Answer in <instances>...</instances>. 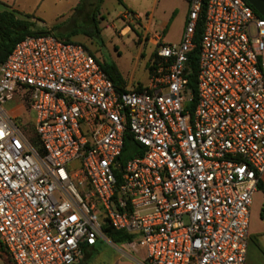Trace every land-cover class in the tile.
I'll return each instance as SVG.
<instances>
[{"label": "built area", "instance_id": "obj_1", "mask_svg": "<svg viewBox=\"0 0 264 264\" xmlns=\"http://www.w3.org/2000/svg\"><path fill=\"white\" fill-rule=\"evenodd\" d=\"M187 4L180 41L155 38L161 61L141 91L116 89L83 45L48 35L26 36L0 64L11 264H77L97 241L144 264H245L264 175V18L246 0ZM14 98L31 122L5 112ZM127 134L139 152L121 162ZM105 226L131 240L113 243Z\"/></svg>", "mask_w": 264, "mask_h": 264}, {"label": "rangeland", "instance_id": "obj_2", "mask_svg": "<svg viewBox=\"0 0 264 264\" xmlns=\"http://www.w3.org/2000/svg\"><path fill=\"white\" fill-rule=\"evenodd\" d=\"M4 5L14 8L13 15L23 21L24 26L31 34H43L57 39L68 38V42H84L83 45L94 57L107 64H114L121 76L134 86L145 85L149 78L147 66L151 63V55L155 50L144 44L145 36L139 22L133 16H138L143 22L147 19V13L154 15V23H159L162 18L169 20L170 25L164 33L166 42L177 44L185 23L184 0H103L97 12L89 14L80 12L67 4V0H1ZM88 1V0H85ZM130 9L129 16H117L120 11ZM96 10V9H95ZM172 15L164 17L167 11ZM103 15L104 18L99 17ZM121 28L126 29V36H120ZM98 29V33L95 32ZM24 32V29L16 31L14 35ZM141 55H143L141 57ZM5 112L18 122L32 121L33 115L26 112L22 102L14 98L4 106ZM29 131V132H28ZM27 133L33 136L31 130ZM259 205L258 194L253 198L252 217L255 216L256 206ZM249 244V252L252 257L258 258L261 254L257 248ZM105 249L103 257H109V245L100 242L97 245ZM111 248V247H110ZM107 249V250H106ZM107 253V254H106ZM102 256L92 255L87 264H104Z\"/></svg>", "mask_w": 264, "mask_h": 264}, {"label": "crops", "instance_id": "obj_3", "mask_svg": "<svg viewBox=\"0 0 264 264\" xmlns=\"http://www.w3.org/2000/svg\"><path fill=\"white\" fill-rule=\"evenodd\" d=\"M187 1L188 0H184L186 15H187V10H188ZM67 4L71 7H74L76 10H80V12L83 11V13H86V14H89L91 12V10L93 12H97V10H98L96 7L98 4L97 0H88V1H85V0H67ZM3 10L11 11V12L15 11L14 8L7 7L0 0V11H3ZM129 12H130V9H127L125 11H120L118 13V16H117L119 22H121L119 17L120 16L126 17L125 14H128ZM171 15H172V11H169V10L167 11V14L163 13L164 17L166 16L169 18ZM99 17L101 19L104 18V16L100 15V14H99ZM133 18H134V20H137L139 22V24H140L139 27H141V29L143 30L144 35L148 36L147 40H145V38H142V40H139V42L143 41L144 44L149 45L155 49L156 48L155 38L157 36H159L162 43L174 44V43L166 42L164 40V33L166 32V30L168 29V27L170 25L169 20L162 18L159 21V23L156 24V23H154V20H155L154 15L151 13H147V19L144 22L137 15L133 16ZM185 19H186V17H185ZM126 29H129V28H121L119 31V35L120 36H126L127 33H124ZM180 37H179L178 42L180 41ZM62 39L68 40V38L67 39L62 38ZM75 43L85 44L84 42H75ZM142 56L143 55H141V57ZM123 80L126 83L125 88H128V89L136 88L138 85H141V84H138V85L134 86V84H130L124 78H123ZM147 83H148V81H147ZM147 83L145 85H147ZM145 85H141V86H145ZM261 182L264 184V175L261 179ZM257 194H258L259 205L256 206L255 216L253 218L252 213H251V210L253 208V201H252V206H251L250 215H249V243H252L257 248L258 252L261 255L258 258L252 257L251 251L249 252V244H248L247 257H246L245 264H264V220L260 219V210H261L262 206L264 205V198H263L261 192H259V191L256 192L254 197L257 196ZM100 242L101 241H97L93 246L85 248L83 250L82 258L77 264H87L86 261L90 257H92V255H95L96 258L97 257L100 258L101 256L103 257V255L105 254V249H102V247L97 246L98 243H100ZM109 250H111V251H109V257L108 258L107 257L101 258V260L103 262H105L104 264H144V255H143V252H141V251L132 254V259H124L119 255V253H117L112 248L109 247ZM0 264H6L4 257L1 253H0Z\"/></svg>", "mask_w": 264, "mask_h": 264}, {"label": "trees", "instance_id": "obj_4", "mask_svg": "<svg viewBox=\"0 0 264 264\" xmlns=\"http://www.w3.org/2000/svg\"><path fill=\"white\" fill-rule=\"evenodd\" d=\"M98 5H100L103 0H97ZM120 4H122L121 0H118ZM99 7V6H98ZM97 7V8H98ZM201 21L202 17H200L199 27L195 34V40L198 41L201 34ZM24 22L16 19L11 11H0V64L3 63L10 52L12 51L15 44L26 36H41L43 34H31L27 28L23 25ZM24 29V32H20L16 35V31ZM98 29L95 32L98 33ZM68 41V40H66ZM85 48V47H84ZM197 53L198 50L193 51L189 55V71L187 72V79H188V88L195 94V81H196V70H197ZM92 55V54H91ZM94 57V55H92ZM94 59L100 65L102 71L106 74V76L110 79V81L114 84L116 89H123L126 87V83L121 77L117 67L114 64H107L105 62L98 61L95 57ZM161 60L157 57L156 48L151 55V63L147 66L148 72L152 70V68L157 65ZM141 85L136 87L137 91L142 90ZM193 103H190L187 108H192ZM139 146L131 139L130 135L125 136L124 140V148L123 152L120 157L121 162H125L128 159L135 156L137 152H139ZM141 152V150H140ZM257 191L261 192L264 198V184L259 181L257 184ZM260 219L264 220V205L260 210ZM103 232L105 235L113 242V243H123L126 241L131 240V237L127 235L125 232L122 231H115L108 226L103 228ZM0 253L3 255L5 263L11 264L9 259L3 254L2 250L0 249Z\"/></svg>", "mask_w": 264, "mask_h": 264}, {"label": "water", "instance_id": "obj_5", "mask_svg": "<svg viewBox=\"0 0 264 264\" xmlns=\"http://www.w3.org/2000/svg\"><path fill=\"white\" fill-rule=\"evenodd\" d=\"M248 4L264 18V1L263 0H246Z\"/></svg>", "mask_w": 264, "mask_h": 264}]
</instances>
